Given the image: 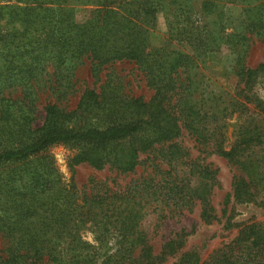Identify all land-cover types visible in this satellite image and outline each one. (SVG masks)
Masks as SVG:
<instances>
[{
	"label": "trees",
	"instance_id": "16d2710c",
	"mask_svg": "<svg viewBox=\"0 0 264 264\" xmlns=\"http://www.w3.org/2000/svg\"><path fill=\"white\" fill-rule=\"evenodd\" d=\"M19 1L23 5L0 3V239L7 240L0 247V264H62L58 252L63 239L67 264H126L138 259V249L139 257L147 260L151 247L141 225L150 212L162 219L165 212H182L199 202L202 218L210 221L215 217L211 195L217 170L190 158L177 144L185 130L202 145L213 143L217 153L240 169L234 182L236 200H254L264 190L260 124H244L227 143L216 122L219 112L243 113L253 99L250 93L264 63L252 68L245 59L252 34L264 42V0H229L258 9H244L248 14L231 23L222 19L218 31L207 21L210 16L219 19L217 0H202L194 19L191 9L179 6L181 20L177 32L170 34L188 52L172 49L168 42L151 44L149 25L155 23L157 8L150 0L101 3L84 21L77 20L67 0ZM223 49L236 57L230 72L243 83L239 91L245 101L232 98L221 109L214 101L218 95L210 97L192 71L210 53ZM84 57L91 59L96 78L104 65L135 62L153 96H131L123 82L109 80L98 89L85 88L75 108L63 107L60 101L77 90L74 72ZM45 88L54 90L56 100L39 115V94ZM56 144L74 149L72 169L85 162L133 172L141 154L157 151L153 161L160 162H152L153 173L119 191L109 187L105 193L81 195L55 164L49 149ZM231 226L228 220L226 227ZM87 235L93 236L92 242ZM111 237L117 239L116 248L105 252L99 263L91 252ZM182 243L183 237L168 241L167 252ZM183 262L264 264V222L243 224L207 260L186 251Z\"/></svg>",
	"mask_w": 264,
	"mask_h": 264
},
{
	"label": "rangeland",
	"instance_id": "374dc122",
	"mask_svg": "<svg viewBox=\"0 0 264 264\" xmlns=\"http://www.w3.org/2000/svg\"><path fill=\"white\" fill-rule=\"evenodd\" d=\"M111 1L115 0H67V4L73 7L77 20L84 21L93 12L91 10L100 6L101 3ZM150 1L157 8L155 23H150L149 25L151 44L161 46L168 42L172 49H184L185 45L178 43L170 34V30L177 32L175 27L178 26L181 20L177 15L176 9L179 6L189 8L194 14L193 19L197 18L200 14L197 12L200 10L202 0ZM217 1L221 6L219 9V19L217 16H210L207 19L209 22L208 27L215 31H218L220 26L218 24L222 19L225 23L226 21L231 23L244 18L248 14V12L244 14V9H250L251 13L256 12L258 9L255 5L248 4L246 1ZM0 3L23 5L19 0H0ZM260 12L264 16V4L261 6ZM184 50L188 52V49ZM235 58V55L228 49H223L222 52H212L204 62L202 61L199 64V67L192 71L194 79L200 81V84L206 89V93H212L210 97H214L215 93L218 95L214 101H218L221 104V109L227 104L225 101H229L232 98L236 101H245L239 91L243 83L230 72ZM245 63L252 68L264 63V42L256 34H252L249 40ZM48 71L49 76L53 78L54 82L52 83L54 84V70L52 67H49ZM74 73L77 90L60 101V104L67 109L76 107L85 88L92 87L98 89L105 81L109 80L111 82H123L126 92L131 96H142L145 99H149L154 94V90L147 85L142 69L133 61H115L112 64L104 65L99 77L96 78L91 69V59L84 57L77 64ZM53 91L52 88L41 90L38 102L39 115L44 112L43 108L48 102L56 100V95L52 94ZM19 94L20 90L14 96ZM250 95L253 99L246 104L248 109L243 113L237 111L229 115V113L224 114L221 111L216 115V122L221 125L222 131L228 137L227 143L233 142L241 127L250 121L259 123L264 133V111H261V109L264 110V71L259 73L257 82ZM176 142L189 153L190 158L205 165L210 164L212 169L217 170L216 182L211 195L215 217H212L210 221L204 220L201 216L202 205L199 202H196L191 209L184 208L182 212L171 214L165 212L167 216L162 219L159 218L158 212H150L144 219L141 228L147 232L146 237L148 245L151 247L152 256L147 258V260L141 259L138 249L135 253L138 259L126 264H194L193 262L181 263L184 252H195L200 255L202 260H207L216 249L234 238L243 224L264 222V190L256 194L254 200H236L233 194L234 182L241 171L237 168L236 164L217 153L213 143L202 145L187 130L183 132L181 137L176 139ZM49 151L54 156L55 164L63 175V179L66 182L73 180L81 195L96 194V192L105 193L104 191L109 187L119 191L126 185L136 180H141L153 173L152 162H160L158 158L153 161L154 156H157L159 152L157 151L141 154V163L133 172H122L110 166L98 169L85 162L75 165L72 169L69 165L70 158L74 154L72 147L56 144L50 147ZM163 167L167 168L166 165H163ZM0 213L2 212L0 211ZM228 220L232 223L230 228L226 227ZM87 236L88 240L92 242L93 236ZM179 237H183L182 245L173 253L167 252L166 243ZM116 242L117 239L111 237L105 243L96 247L91 252L94 259L101 263L100 260L103 259L105 252L114 251ZM6 244L7 240L0 239V247H4ZM66 246V240L63 239L60 242L58 252V257L62 264H67L69 260L68 252L65 249Z\"/></svg>",
	"mask_w": 264,
	"mask_h": 264
}]
</instances>
